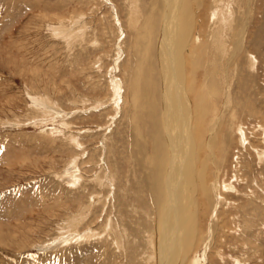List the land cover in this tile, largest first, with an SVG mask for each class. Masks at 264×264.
Instances as JSON below:
<instances>
[{"label":"rangeland","instance_id":"374dc122","mask_svg":"<svg viewBox=\"0 0 264 264\" xmlns=\"http://www.w3.org/2000/svg\"><path fill=\"white\" fill-rule=\"evenodd\" d=\"M166 1L0 0V264H160L179 85L197 177L179 264H264V0H192L162 61Z\"/></svg>","mask_w":264,"mask_h":264},{"label":"bare ground","instance_id":"6f19581e","mask_svg":"<svg viewBox=\"0 0 264 264\" xmlns=\"http://www.w3.org/2000/svg\"><path fill=\"white\" fill-rule=\"evenodd\" d=\"M191 1L192 0H169L165 2V13L160 31V40L158 43L159 60L163 61V58L166 57V54L170 51H172V53L169 57L172 60L176 59V56L180 58L182 57L181 52L184 51L182 48L185 49L186 47L192 31V19H194L190 8ZM166 69L169 75L170 71L174 70L173 66L168 63ZM166 80H169V76L166 77ZM176 91V95L180 94L183 101V96H186V102H184V104H187V106L190 107L184 87L179 85V87L177 86ZM187 106L185 107L184 105L186 115H184L181 125H177L179 126L177 129L174 127L173 135H166V146H169V150H167L170 153L169 156H167L166 151H161L162 144L160 143V140L158 145L157 153L162 154L164 158L161 161L162 165L156 169V172H158L161 176L158 191L156 192L157 208L159 210V216L157 219L159 227L157 230L158 237L160 239V264H170L169 256H171L173 252H175V256L173 261H171L172 264L180 263V253L182 252V245L184 242L183 236L186 232H189L193 219L197 217V213L196 215L193 214L195 212L192 210V201L195 199L194 195L196 193L197 177L194 169V164L196 163L191 157L192 155L188 153V149H190V142H192L193 149L194 139L192 135L189 136L186 133V128L193 118L191 117V114H189L190 110H188ZM176 108V110L180 112V107ZM179 119L180 118H178V122ZM178 129L183 130L180 133V138L175 136V131ZM202 130V126L199 125L198 131L195 132L200 134ZM195 132L194 134L196 135ZM181 147H183V151L181 150ZM148 160L149 159H147V161ZM147 163H149L147 165L150 166L155 165L154 160L153 163ZM143 165L145 164H142V166ZM150 166L149 168H151ZM149 174H146V181L151 183L153 180L150 179ZM198 178L201 180L203 179L201 176H198ZM201 190L205 195L207 192L205 191V186H202Z\"/></svg>","mask_w":264,"mask_h":264}]
</instances>
